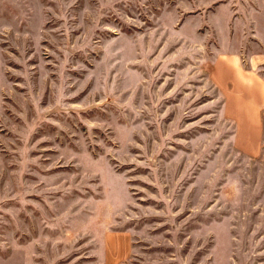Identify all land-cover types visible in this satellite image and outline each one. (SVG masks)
Listing matches in <instances>:
<instances>
[{"label": "rangeland", "instance_id": "rangeland-1", "mask_svg": "<svg viewBox=\"0 0 264 264\" xmlns=\"http://www.w3.org/2000/svg\"><path fill=\"white\" fill-rule=\"evenodd\" d=\"M263 9L0 0V264H264V112L222 109Z\"/></svg>", "mask_w": 264, "mask_h": 264}, {"label": "crops", "instance_id": "crops-1", "mask_svg": "<svg viewBox=\"0 0 264 264\" xmlns=\"http://www.w3.org/2000/svg\"><path fill=\"white\" fill-rule=\"evenodd\" d=\"M255 16L261 17L262 21L257 19L258 31H250V44H259L263 47V52L250 54L248 60L250 70L242 68L238 55L228 57L232 60L224 64L226 65L224 73L229 75L233 91L226 94L222 108L230 114L237 126L249 129L252 133H256L260 128V113L264 108V81L255 73L264 65V9ZM251 23L253 22L250 21Z\"/></svg>", "mask_w": 264, "mask_h": 264}, {"label": "trees", "instance_id": "trees-1", "mask_svg": "<svg viewBox=\"0 0 264 264\" xmlns=\"http://www.w3.org/2000/svg\"><path fill=\"white\" fill-rule=\"evenodd\" d=\"M243 67H244V69H247V66H245V64H243ZM261 67L264 69V65H262ZM259 69H260V68H259ZM259 73H260V72H257L256 74L260 77ZM260 78H261V77H260ZM261 79H262V78H261ZM263 112H264V111L262 110V111H261V118H263Z\"/></svg>", "mask_w": 264, "mask_h": 264}]
</instances>
